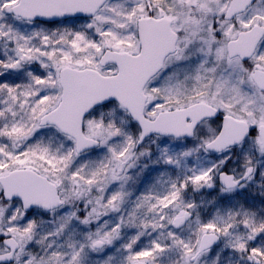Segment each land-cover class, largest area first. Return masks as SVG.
Masks as SVG:
<instances>
[{"label":"snow or ice","instance_id":"obj_1","mask_svg":"<svg viewBox=\"0 0 264 264\" xmlns=\"http://www.w3.org/2000/svg\"><path fill=\"white\" fill-rule=\"evenodd\" d=\"M0 264H264V0H0Z\"/></svg>","mask_w":264,"mask_h":264}]
</instances>
